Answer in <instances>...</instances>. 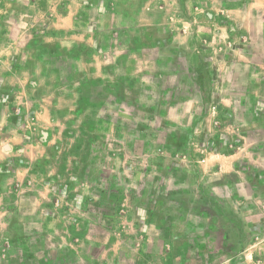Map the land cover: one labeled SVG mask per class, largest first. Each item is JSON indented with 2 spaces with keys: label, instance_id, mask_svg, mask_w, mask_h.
Listing matches in <instances>:
<instances>
[{
  "label": "rangeland",
  "instance_id": "1",
  "mask_svg": "<svg viewBox=\"0 0 264 264\" xmlns=\"http://www.w3.org/2000/svg\"><path fill=\"white\" fill-rule=\"evenodd\" d=\"M118 4L0 0V31L39 59L46 88L72 96L62 106L76 98L46 161L54 171L48 200L39 207L12 194L5 202L14 228L0 231V264H264V129L249 128L251 115L238 111L228 138L227 114L205 122L199 144L157 138V108L133 111L91 78L85 37L69 49L46 32L65 5L79 8L77 24L89 33L107 23L95 8L112 14ZM235 153L237 173L213 157ZM205 155L203 171L197 158ZM156 210L157 229L149 218Z\"/></svg>",
  "mask_w": 264,
  "mask_h": 264
},
{
  "label": "crops",
  "instance_id": "2",
  "mask_svg": "<svg viewBox=\"0 0 264 264\" xmlns=\"http://www.w3.org/2000/svg\"><path fill=\"white\" fill-rule=\"evenodd\" d=\"M119 2L112 14L95 8L101 19L107 15V23L89 33L77 24L79 8L65 5L56 9L46 32L69 49L85 37L91 78L133 111L157 108V138L199 144V131L219 114L228 116L223 121V129H231L228 138L237 128L232 117L238 111L251 115L249 128L264 129V0ZM0 36V231L5 233L14 228L4 214L10 195L37 205L48 200L54 171L46 161L59 143L64 116L75 114L76 98L73 108L62 106L69 95L46 88L39 59L26 56L23 44L7 32ZM17 108L21 115L13 117ZM213 157L226 159L237 173L236 153ZM197 160L203 166L210 157ZM149 218L157 229L161 213Z\"/></svg>",
  "mask_w": 264,
  "mask_h": 264
},
{
  "label": "built area",
  "instance_id": "3",
  "mask_svg": "<svg viewBox=\"0 0 264 264\" xmlns=\"http://www.w3.org/2000/svg\"><path fill=\"white\" fill-rule=\"evenodd\" d=\"M15 115H16V116H18V115L20 116V115H21V113H20V109H19V108H17V109L15 110ZM29 119H31V118H28L27 121H28Z\"/></svg>",
  "mask_w": 264,
  "mask_h": 264
}]
</instances>
